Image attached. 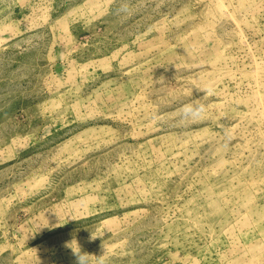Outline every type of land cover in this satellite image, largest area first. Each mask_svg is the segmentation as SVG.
Instances as JSON below:
<instances>
[{
    "label": "rangeland",
    "instance_id": "374dc122",
    "mask_svg": "<svg viewBox=\"0 0 264 264\" xmlns=\"http://www.w3.org/2000/svg\"><path fill=\"white\" fill-rule=\"evenodd\" d=\"M76 252L264 264V0H0V264Z\"/></svg>",
    "mask_w": 264,
    "mask_h": 264
},
{
    "label": "clouds",
    "instance_id": "9594fccd",
    "mask_svg": "<svg viewBox=\"0 0 264 264\" xmlns=\"http://www.w3.org/2000/svg\"><path fill=\"white\" fill-rule=\"evenodd\" d=\"M204 112L203 105L193 106H185L181 110L182 117L186 120H196L198 119ZM77 253V252H76ZM78 254V264H88L87 254Z\"/></svg>",
    "mask_w": 264,
    "mask_h": 264
}]
</instances>
